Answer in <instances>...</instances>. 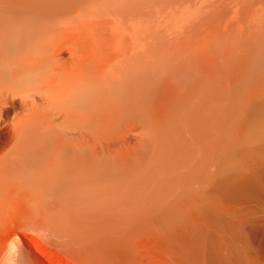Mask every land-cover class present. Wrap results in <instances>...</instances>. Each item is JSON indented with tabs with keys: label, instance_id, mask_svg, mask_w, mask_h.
Returning a JSON list of instances; mask_svg holds the SVG:
<instances>
[{
	"label": "bare ground",
	"instance_id": "1",
	"mask_svg": "<svg viewBox=\"0 0 264 264\" xmlns=\"http://www.w3.org/2000/svg\"><path fill=\"white\" fill-rule=\"evenodd\" d=\"M192 1L0 0V216L93 264L153 229L167 264H264V0Z\"/></svg>",
	"mask_w": 264,
	"mask_h": 264
},
{
	"label": "rangeland",
	"instance_id": "2",
	"mask_svg": "<svg viewBox=\"0 0 264 264\" xmlns=\"http://www.w3.org/2000/svg\"><path fill=\"white\" fill-rule=\"evenodd\" d=\"M197 2L193 0L192 5L199 3ZM186 4L188 5L182 4L184 9H181V7L176 10L168 8L167 11L168 13L173 11L172 15L174 16H180L185 11L183 16L187 17L188 14H194L196 11L201 14L208 7L205 5L206 3H201V5L199 4L200 9L197 8L199 10H196V7L199 6L196 5L193 8L191 2ZM203 7H205V10ZM191 8L195 11L191 12ZM179 10L182 13L180 12L181 14L177 15ZM176 11L178 12L176 13ZM194 15H190V17ZM153 230L155 231V229ZM154 231L151 230L148 235L145 232L139 236L137 240L139 254L142 255L143 259L146 258L148 264H167L166 242L158 232ZM140 242L142 243L140 244ZM71 252L64 246L63 241L58 236L47 229L42 216L23 211L9 216H0V264H93Z\"/></svg>",
	"mask_w": 264,
	"mask_h": 264
}]
</instances>
